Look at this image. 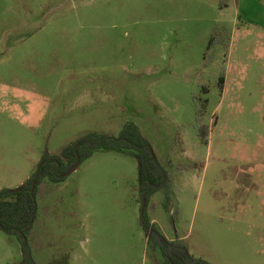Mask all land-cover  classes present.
Listing matches in <instances>:
<instances>
[{
  "label": "rangeland",
  "instance_id": "374dc122",
  "mask_svg": "<svg viewBox=\"0 0 264 264\" xmlns=\"http://www.w3.org/2000/svg\"><path fill=\"white\" fill-rule=\"evenodd\" d=\"M135 123L172 178L147 212L212 264H264V0H0V191L45 153ZM37 264H165L137 160L98 152L45 180ZM0 231V264H23Z\"/></svg>",
  "mask_w": 264,
  "mask_h": 264
},
{
  "label": "trees",
  "instance_id": "16d2710c",
  "mask_svg": "<svg viewBox=\"0 0 264 264\" xmlns=\"http://www.w3.org/2000/svg\"><path fill=\"white\" fill-rule=\"evenodd\" d=\"M117 152L134 157L139 167V191L146 204L142 205L141 225L149 245L160 249L165 264H212L193 256L185 243L169 240L153 223L147 206L157 193L165 195V208L170 210L172 178L158 160L151 142L133 122L127 123L118 136L91 132L65 146L60 155L45 153L32 176L16 189L0 191V231L16 237L21 245L23 264H37L31 235L38 220L37 197L45 180L54 184L65 182L71 170L98 152Z\"/></svg>",
  "mask_w": 264,
  "mask_h": 264
},
{
  "label": "water",
  "instance_id": "95a60500",
  "mask_svg": "<svg viewBox=\"0 0 264 264\" xmlns=\"http://www.w3.org/2000/svg\"><path fill=\"white\" fill-rule=\"evenodd\" d=\"M78 168H79V165L75 166V167L71 170L70 174L75 173V172L78 170ZM143 202H144L143 204L145 205V204H146V199H145V198H143Z\"/></svg>",
  "mask_w": 264,
  "mask_h": 264
}]
</instances>
